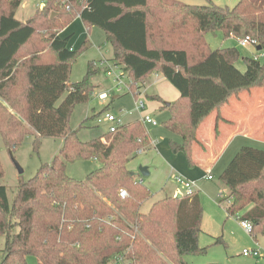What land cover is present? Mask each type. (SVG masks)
Wrapping results in <instances>:
<instances>
[{
  "label": "trees",
  "instance_id": "trees-1",
  "mask_svg": "<svg viewBox=\"0 0 264 264\" xmlns=\"http://www.w3.org/2000/svg\"><path fill=\"white\" fill-rule=\"evenodd\" d=\"M23 1L0 0V135L10 153L33 132L35 146L48 137L63 138L64 146L31 180H20L12 204L0 186V236L6 239L0 264H28L29 256L39 264H189L186 256L205 252L201 195L166 197L141 212L151 192L130 164L151 151L150 134L140 121L90 142L71 129L75 107L97 93L92 78L103 65L90 63L85 77L71 83L73 65L91 43L75 51L61 32L76 17L90 31L102 29L135 97L155 74L178 90L164 125L182 138L172 144L174 152L194 167L197 132L210 115L218 113V125L225 105L254 91L264 115V62L245 59L243 73L237 48L212 50L206 39L218 31L236 40L250 36L263 53L264 0H240L232 9L176 0H49L28 23L16 18ZM80 160H96L100 168L79 181L67 164ZM4 176L0 160V180ZM220 179L230 194L228 216L249 222L251 236L264 232V149L243 147Z\"/></svg>",
  "mask_w": 264,
  "mask_h": 264
},
{
  "label": "rangeland",
  "instance_id": "rangeland-1",
  "mask_svg": "<svg viewBox=\"0 0 264 264\" xmlns=\"http://www.w3.org/2000/svg\"><path fill=\"white\" fill-rule=\"evenodd\" d=\"M39 1L24 0L16 11V18L26 23L30 22L39 9ZM176 1L192 6L217 5L232 9L240 0ZM81 2L77 7L83 6ZM61 34L63 37H71L69 42L70 47L75 51L80 50L86 41L92 43V46L87 51L82 52L77 57V62L73 65L71 72V83H78L85 77L87 66L93 59L104 60L110 57L107 52L110 50V47L112 48V45L107 42L105 32L98 27H92L90 31L89 27L83 23L80 17H76L75 20L62 30ZM206 39L212 50L237 48L240 58L236 62V67L243 73L247 71L245 59H255L257 57L261 63L264 62V52L258 53L256 48L252 46L243 48L240 46L238 40L225 38L220 31L216 34L208 33ZM110 61L113 62V60ZM112 62L110 64L114 63ZM103 68L92 78V84L98 89L97 93L94 94L88 103L78 104L73 110L70 117L71 129L78 132V136L83 142H90L109 132L110 125L99 123L98 120L102 119L105 114L113 113L123 119L125 124L140 121L141 116H150L151 119L156 121L157 125H145V127L148 134H150L152 143L156 147H152L147 155H139L131 163L132 167L138 166L140 168L147 166L152 171L150 172V177L141 176L139 168L135 172L136 180L145 184L153 192L152 197L143 204L141 212L144 214L148 213L153 204L166 197L174 198L177 195H185V191L171 177L170 172H166L164 176V166L160 165L158 154L162 155V157L171 158V160H166V165L170 167V170H172L171 166L176 165L178 169L175 170V173H179L187 180L198 183L193 191L201 195L203 203V232L199 236V245L205 252L186 256L187 262L189 264H264V232H259L256 234V237L246 232L241 225L242 222L235 217L228 216L226 208L229 204L220 195L223 192L225 197L230 196L227 186L220 179V174L228 167L232 159H229V156L225 157L222 164L227 165L224 168L220 165L218 170L213 171L214 181L205 179L209 171L207 172L200 167H192L188 164L183 153H175L172 149V144L174 142L181 144L182 138L177 134L171 133L164 125L171 119V113L167 105L174 103L171 102L170 90L168 91V88L162 85L164 99L160 102L158 100H151L150 97L155 96V91L151 88L156 80L155 77L149 78L146 81V85L141 87L142 97L146 103V108L141 114L136 111L134 96L128 91L118 93L114 88L113 79L108 76L104 66ZM101 93L110 94L106 102L99 100L98 95ZM62 101L63 99L59 103ZM205 128V126L202 128L203 132ZM212 133H214L215 137L217 136L214 130H212ZM36 138L37 134L35 132L32 135L26 136L23 144L11 154L5 145L4 138L0 135V160L5 170V176L0 180V186L7 187L8 198L11 204L18 194L20 180L23 182L31 180L41 170L43 165H49L55 157L61 154L60 151L64 146V139L59 137L41 138L40 144L35 146ZM15 162L24 170L23 174L19 173ZM144 162L148 163L149 166L143 165ZM99 166L96 160H80V162L68 163L67 172L69 176L80 181L85 180L87 175L100 168ZM242 215L243 213L238 216L241 218ZM15 231L19 233L18 229ZM5 246L6 239L4 236H0V260L3 257ZM253 249H260V257H246L243 255L245 250L251 251ZM27 262L28 264H39L33 256H29Z\"/></svg>",
  "mask_w": 264,
  "mask_h": 264
},
{
  "label": "crops",
  "instance_id": "crops-1",
  "mask_svg": "<svg viewBox=\"0 0 264 264\" xmlns=\"http://www.w3.org/2000/svg\"><path fill=\"white\" fill-rule=\"evenodd\" d=\"M21 22L26 23L24 21ZM229 39L232 40L235 38L231 37ZM107 53L110 56L107 59L105 57L104 60L93 59L91 63L97 62L100 64H107L108 62L109 63L112 62L110 60L114 59L113 49L110 47V50ZM153 77H155L156 81L151 89H154L155 96L156 95L159 96L161 100L164 99V95H163L164 90L162 89L161 86L165 85L168 88V91L170 90V95H171L170 97L172 99L171 102L176 101L180 97L178 90L175 87H173L172 84H170L162 74H155L150 78ZM145 85L146 82L143 84V86ZM165 95H169V94H165ZM262 108H263V100L254 91L253 93L251 92L249 94H244L239 98H234L231 100L230 103L225 105L220 111L221 117L223 119L219 122L218 125H217L218 113H213L200 126L197 132L199 143L196 144L194 147L195 164H196L194 167H200L206 170L207 172L208 171L211 172L213 180H209V181H214L213 178L214 170H218V167L220 168V165L223 168L227 165V164H222L225 157L229 156L230 157V158L228 157L229 159H233V157H235V155L245 146L247 147L253 146L260 149H264V115L262 112ZM204 126L206 128L204 129L203 132L202 128ZM216 127L218 131H216ZM212 130H214L215 133L217 134L216 137L214 136V133H212ZM152 144H153L152 147L155 148L156 147L155 144L154 143ZM149 152H144L142 154L147 155L149 154ZM158 158L160 159V165L164 166L163 169L164 176L166 172L167 173L170 172V175L173 178H175L176 175H179V173L178 174L175 173V170L178 169L176 165H174L173 167L171 166L172 170H170V167L166 165V160L167 159L171 160V158L162 157V155L159 154H158ZM226 163L228 162L226 161ZM131 165L132 164H130L131 171L135 174V172L138 170L139 167L136 165H135L136 167H132L133 165L132 166ZM143 165H148V163L144 162ZM140 168H139V172H140ZM148 168L150 170V167ZM150 172L152 171L150 170ZM175 182L177 183L176 180ZM150 192L152 197L153 192L152 191Z\"/></svg>",
  "mask_w": 264,
  "mask_h": 264
},
{
  "label": "built area",
  "instance_id": "built-area-1",
  "mask_svg": "<svg viewBox=\"0 0 264 264\" xmlns=\"http://www.w3.org/2000/svg\"><path fill=\"white\" fill-rule=\"evenodd\" d=\"M48 1L49 0H40L39 5H38L39 10H43L46 4L48 3ZM238 41H239L240 46L243 48H248L250 46L256 48L259 45L258 42L255 39L251 38L250 36L240 39ZM255 59L259 60V58L257 57ZM101 65H103L106 68V73L108 74V76H110L113 79L114 88L116 89L118 93H123L124 91H128L135 97V94H133V88H131L133 83H132L129 73H127L121 67L117 66L115 63L113 64L107 63V64H101ZM98 97L100 101L106 102L109 99L110 94L101 93L98 95ZM134 100L136 103V111L141 113L146 108V103L142 97V94L138 93V96L135 97ZM98 120H99V123H107L110 125L109 133L116 132L119 127L125 124L123 119H121L120 117H117L113 113L105 114V116L102 119L100 118ZM140 122H142L144 125H152V126L157 125L156 121L151 119V117L148 115L141 116ZM142 153L143 152H140L139 155H141ZM205 178L208 180H213L211 172H208ZM174 179L177 181L180 187L183 188V190L185 191L184 196H190V194L194 193L193 190L197 186V182H194L192 180H187L180 174L176 175ZM220 195L224 200L228 198V197H225L223 192H221ZM126 196H127L126 191L124 190L120 191V197L126 198ZM241 225L243 226L245 231L248 232L249 234L252 232L253 227L252 225H250L249 222H242ZM243 255L246 257H251V256L260 257V249H253L251 251L245 250Z\"/></svg>",
  "mask_w": 264,
  "mask_h": 264
},
{
  "label": "water",
  "instance_id": "water-1",
  "mask_svg": "<svg viewBox=\"0 0 264 264\" xmlns=\"http://www.w3.org/2000/svg\"><path fill=\"white\" fill-rule=\"evenodd\" d=\"M257 50L260 51L261 48L259 47ZM167 106L169 107L170 104H168ZM11 154H13V153H11ZM15 164H16L17 169H19V173H20V174H23V173H24V170H23V169L20 167V165L17 164L16 162H15ZM140 174H141V176H143V177H149V175H150L149 168H148L147 166H142V167L140 168ZM142 182H143V181H142Z\"/></svg>",
  "mask_w": 264,
  "mask_h": 264
}]
</instances>
